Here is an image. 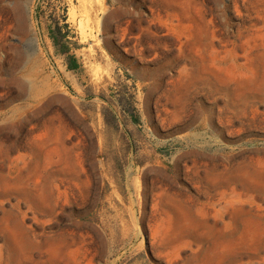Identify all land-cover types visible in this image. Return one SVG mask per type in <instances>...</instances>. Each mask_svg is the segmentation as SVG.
I'll list each match as a JSON object with an SVG mask.
<instances>
[{
	"label": "rangeland",
	"instance_id": "374dc122",
	"mask_svg": "<svg viewBox=\"0 0 264 264\" xmlns=\"http://www.w3.org/2000/svg\"><path fill=\"white\" fill-rule=\"evenodd\" d=\"M0 264H264V0H0Z\"/></svg>",
	"mask_w": 264,
	"mask_h": 264
},
{
	"label": "trees",
	"instance_id": "16d2710c",
	"mask_svg": "<svg viewBox=\"0 0 264 264\" xmlns=\"http://www.w3.org/2000/svg\"><path fill=\"white\" fill-rule=\"evenodd\" d=\"M72 65L70 66V68H74L75 64L71 63Z\"/></svg>",
	"mask_w": 264,
	"mask_h": 264
}]
</instances>
